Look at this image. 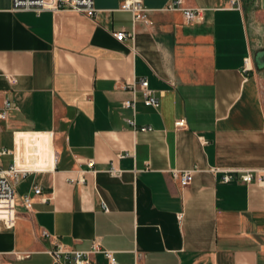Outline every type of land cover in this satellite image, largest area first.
I'll return each instance as SVG.
<instances>
[{
	"label": "crops",
	"instance_id": "0c3cea01",
	"mask_svg": "<svg viewBox=\"0 0 264 264\" xmlns=\"http://www.w3.org/2000/svg\"><path fill=\"white\" fill-rule=\"evenodd\" d=\"M93 1L89 19L0 0V105L18 108L0 168L29 171L0 218V264H66L49 251L94 243L115 264H264V189L237 173L264 170V50L243 12L264 15V0H138L146 23L121 10L129 0ZM140 79L158 109L128 88Z\"/></svg>",
	"mask_w": 264,
	"mask_h": 264
},
{
	"label": "built area",
	"instance_id": "2783aa9c",
	"mask_svg": "<svg viewBox=\"0 0 264 264\" xmlns=\"http://www.w3.org/2000/svg\"><path fill=\"white\" fill-rule=\"evenodd\" d=\"M236 1H232V4H235ZM172 9H177L176 5L171 7ZM11 10L13 12H32L36 15H40L44 12H60V11H69L76 14H80L86 18L93 19L97 14V10L94 7L93 0H11ZM122 11L131 12L133 14V22L141 21L143 23L147 22L145 10L142 7V4L138 0H129L125 1L121 5ZM200 10L193 9H184L183 14L188 23L195 22L199 16ZM117 42H123L127 35L124 31H120L113 35ZM247 61V63H249ZM11 84H14L15 79H9ZM131 89L132 93L136 95L140 93L143 97V102L145 106L151 107L153 109H158L160 106L159 98L156 94L150 90L149 83L145 79H140L134 82L128 87ZM125 107H134V103H125ZM17 106L10 100L5 99L0 105V132L2 130L1 123H5L10 114L17 111ZM130 125L135 127V121L130 120ZM184 121H179L176 123V126H184ZM148 128H141V132L148 131ZM10 151L6 149H0V158L3 156L10 155ZM93 162L89 163L90 167L93 166ZM114 174L115 170L112 167L109 171ZM29 173L28 169H19L18 166L14 164L10 165L7 169L0 168V218L7 219L11 217L13 210V202L15 199L16 188L21 182V180ZM239 174V179L242 183L251 184L256 183L258 186L264 189V170H244L237 171ZM177 177V173H173ZM180 183L183 187H186L190 183L191 172L185 171L179 174ZM232 180V175L226 174L223 177V181L228 183ZM34 195H41V189L39 187H34ZM46 201V199H43ZM22 203L27 210L32 209V197L30 194H26L22 197ZM105 208V207H104ZM106 209V208H105ZM43 237H48V235L43 232ZM102 253L104 254L110 264H115L112 253L107 251H102L97 243L92 245L91 250L85 252L78 251H64L61 245H56L55 249L49 251V254L52 255L56 262H59L61 259H64L66 264H90V256L93 254Z\"/></svg>",
	"mask_w": 264,
	"mask_h": 264
},
{
	"label": "rangeland",
	"instance_id": "374dc122",
	"mask_svg": "<svg viewBox=\"0 0 264 264\" xmlns=\"http://www.w3.org/2000/svg\"><path fill=\"white\" fill-rule=\"evenodd\" d=\"M248 35L254 49L264 50V15L254 6L243 9Z\"/></svg>",
	"mask_w": 264,
	"mask_h": 264
},
{
	"label": "water",
	"instance_id": "95a60500",
	"mask_svg": "<svg viewBox=\"0 0 264 264\" xmlns=\"http://www.w3.org/2000/svg\"><path fill=\"white\" fill-rule=\"evenodd\" d=\"M259 61H262L261 59Z\"/></svg>",
	"mask_w": 264,
	"mask_h": 264
}]
</instances>
